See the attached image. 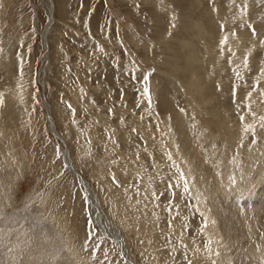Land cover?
<instances>
[{
    "label": "rangeland",
    "instance_id": "obj_1",
    "mask_svg": "<svg viewBox=\"0 0 264 264\" xmlns=\"http://www.w3.org/2000/svg\"><path fill=\"white\" fill-rule=\"evenodd\" d=\"M45 1L52 3V19ZM0 5V93L4 94L0 105V264H127L112 238L93 222L83 188L64 164L66 150L77 173L93 190L110 228L121 235L128 259L134 264H187L186 256L199 264L202 257L193 255L188 242L196 235L193 229L203 227L199 212L203 203L184 196L173 201L179 208L169 209L170 193L153 198V193H165L174 171L167 167L166 157L161 158L159 146L165 145L183 170V162L192 165L185 173L204 171L207 185L214 181V171L204 167L205 160L216 157L221 149L223 155L235 150L221 147L212 118L218 115V123L228 126L241 114L249 115L251 125L261 129L264 96L259 92L264 80L257 93L245 97L264 66V46L259 44L264 39V0H0ZM245 20L256 28L257 37L251 36ZM46 28L50 30L47 43L42 38ZM224 37L226 44H221ZM228 49L235 52L234 64L227 62ZM189 51L198 59L200 75L214 82L210 101L204 92L199 96L185 83L189 74L184 56H190ZM246 54L249 70L243 67ZM236 69L244 81L234 76ZM216 81L224 85L220 92ZM232 82L238 85L235 101ZM144 87L149 89L150 103L143 95ZM214 97L224 102L216 104ZM181 108L189 113L183 128L199 146L196 151L189 144L185 147L192 153L204 149L209 155L202 152L196 165L181 147L178 151L180 144L169 143L165 133L175 132L177 122L174 125L170 112ZM48 112L59 137L48 128ZM247 135L240 134L241 141L251 142V134ZM144 148L153 154L151 158ZM113 175L119 186L113 183ZM231 199L227 206L218 205V211L230 206L226 212L230 216V208L239 206ZM242 199L241 204L264 205L260 198L252 203ZM186 202L195 207L185 209ZM262 220L264 228V214ZM88 232L102 245L95 260L83 250ZM256 237L260 241L264 234ZM238 251L233 254L241 264Z\"/></svg>",
    "mask_w": 264,
    "mask_h": 264
},
{
    "label": "bare ground",
    "instance_id": "obj_2",
    "mask_svg": "<svg viewBox=\"0 0 264 264\" xmlns=\"http://www.w3.org/2000/svg\"><path fill=\"white\" fill-rule=\"evenodd\" d=\"M44 4L48 9L49 19H52V11H53L52 3L50 1H45ZM212 22H213V19H212ZM210 24H212V23H210ZM48 31H50V30H48V28H46L45 31L42 32L43 41L46 43H47ZM45 45L46 44H44V46ZM184 45H185L184 47L188 46L187 44H184ZM190 46H192V45H190ZM190 46L188 47V50H189ZM182 48H183V46H182ZM191 49H192V47H191ZM184 50H186V49H184ZM193 51H194V49H193ZM193 51H191V52L189 51L190 56H187L186 58L184 56V55H186V53H183L185 61L183 59L179 58L185 62L184 69L186 68V70H187L186 72H188V74H189L187 76V81H185V83L187 84L188 87L193 88L196 91H198L199 96H200V93L202 94L204 92L203 93V94H205L204 96L207 99H209V101H210L212 94H213V90H214V82L212 84H210V80L208 78H206L207 76L203 77L202 75H200L199 67L197 64L198 59L195 58L196 55L193 53ZM47 53H48V50H47ZM187 53H188V51H187ZM45 54H44V56H46ZM179 57H181V56L179 55ZM184 62L182 64L183 66H184ZM219 64H220V62H219ZM216 67H217V65H216ZM182 68H181V71L182 70L184 71V69H182ZM186 72H184V73H186ZM217 84L222 86V87L219 86V89L217 90V92H218L220 90V88H223L224 85H223V83H220V82L219 83L217 82ZM216 88H218V87H216ZM225 92H227V91H225ZM208 95H210V96H208ZM42 96H43V92H42ZM221 96H223V95H221ZM11 97H12V95H11ZM13 98H14V96L12 97V99ZM213 99L217 101L216 104H218L219 102H224V98L216 99V97H214V98H212V100ZM211 104L214 106L215 103L213 101H211ZM216 104H215V106H216ZM253 105H254V103L252 104V106ZM249 107H250V105H249ZM48 108L49 107L47 106V110H48ZM252 109H253V107H252ZM187 111H188V109H187ZM222 111L225 112L226 110H222ZM249 111L251 112V109ZM170 113H171V118L173 117V119H172L173 123L177 122V124L175 125V123H174L175 132L173 131V133L172 132L167 133L165 131V133L168 135L167 139H170L169 140V141H171V142H169L170 144L171 143L180 144V147L183 149V151L185 153L187 152L188 159H187V157H186V159L188 161H193L194 165H196V163L198 162V158L201 157L202 152H203V155L204 154L206 155L207 151H205L204 149L201 150L199 148L200 153H197V152L192 153V151L190 150L191 148L187 149L185 147V145H187V144H189L194 149L199 147L198 144L196 145L195 141H190V138L188 136V134H190V132L189 133L187 132L188 133L187 134L185 132L186 129H184L183 125H182V123L185 121V120L183 121V119L184 118L186 119L188 117L187 114L189 115V113L186 114V112L184 111V114H186V115H184L183 113H180L179 111H173V110ZM215 113H217V112H215ZM250 115H252V114H250ZM47 116H48L47 124H48L49 130L52 133H54L55 135H58L54 121H53L52 117L50 116L49 112H48ZM185 116H187V117H185ZM223 116H224V114H223ZM212 117H214V115ZM194 119H195V117H194ZM212 119H213V124L215 127L213 130H215V132H216V137L220 138L221 145H222L221 147L225 149V147L227 148V146H228L229 148H231V149L234 148L235 150H232L229 153V155H223L224 153H223V150L221 149V152H218L216 157H210V158H207L206 160L204 159L205 163H206L205 166H204L205 163L204 164L202 163L204 161L201 162L202 163L201 166L203 165L205 168L207 166L208 169L214 171V181L209 182L207 185H205V180H206L207 175L204 174V171L201 174L196 172V175H195V173H193V171H191V173H190V180L192 177L195 178L192 181L194 183V187H192V194H193L192 197H199L200 200L199 199L196 200L197 203H199V204L203 203L202 204L203 208H202V210L199 209L200 210L199 212L203 213L202 224L204 225V220H205V218H207L208 226H207V228L204 229L203 232L201 230L197 231V230L193 229L194 232H196V235H195V237L192 238V240L190 239L191 242H188V247H190L193 255L196 256V258L202 257L201 258L202 261L199 262V264H211V260H213V259L216 260V264H240V262L238 263L239 259L237 260L234 258L235 254H233V252L236 250L241 251L244 247H246L245 248L246 250H244L243 252L242 251L240 252V253H242L241 261L243 264H264V238H262V240L258 241V238L256 237L260 234H264V228L261 227V224L263 222V220H262L263 214H264V205L262 204L263 201L259 203V204H262L260 206H257L258 203L255 205L254 204H252V205L248 204V202L246 203L247 205L241 204V201H240V199H242V198H244L242 200H246L249 202L253 201L254 200L253 198H257V199L260 198L261 200H264V129L256 130V138L258 137L260 140H258V138H257V142L255 144H252V142H247L248 140H246V142H243V141H241V138H240V134H243V136H245V138L248 136L247 135L248 133H245L243 131V129H244L245 125H251L252 119H250L249 115H245L244 124H242L240 122V119H239L237 121L234 120L233 122L229 123L228 126H226L223 122L220 124L218 123L221 120V119L219 120L218 115L216 116V118H212ZM212 119H210V120H212ZM233 119L234 118H232V120ZM206 123L208 126L210 125L209 122H206ZM185 127L187 128V126H185ZM200 130H201V128H200ZM199 131H198V133H199ZM205 135H207V134L205 133ZM58 137H59V135H58ZM202 138H201V140H202ZM218 138H214L213 140L218 143V141H217ZM218 145H220V144H218ZM227 150H229V149H227ZM195 151H196V149H195ZM226 154H228V152ZM179 155H181V154H179ZM184 157H185V155H184ZM203 157H205V156H203ZM63 160H64V164L66 165L67 169L77 177L78 183L83 188L85 200L87 201V204H88L87 206H88V209L91 213V217L93 219V222L98 226V228L100 229L101 232L106 234L108 237L112 238V241L115 242V244L117 245L116 247H118L119 252L123 254V257H124L125 261L127 262V264H134L125 255L124 244H123L124 242H123L121 235L115 234L112 231L113 229L110 228V226L106 220V217H104L102 210L98 204V201L96 200V197L93 193V190L90 188L87 181L84 178H82L79 173H77L75 166L72 163V160H71L67 150H66V152L63 153ZM201 160H202V158H201ZM155 163H158V162H155ZM182 164L185 167L184 170H186L190 166L192 167V165L190 163H184L183 162ZM188 164H190V165H188ZM195 169H198V166ZM197 171H199V170H197ZM217 173H221V175H217ZM186 174H189V171H187ZM229 176H235V178L237 180L236 186H233L230 184ZM228 197L229 198L231 197L233 199V203L239 204V206L237 205V207L234 209L230 208L231 209L230 216L228 214H226V212L228 211L230 206H228L227 208H224L222 210H220V208H219V211L217 209L218 205L220 207L221 204H225V203L228 204L229 203L230 200L228 201ZM179 200H181V199H178L177 201H179ZM189 200H191V199H189ZM186 201H188V200L186 199ZM200 201H202V202L200 203ZM221 201L224 203H221ZM242 203H243V201H242ZM199 204H198V206H199V208H201ZM183 207H185V206H183ZM221 208H222V205H221ZM185 209H186V207H185ZM185 209H184V211H185ZM193 209H195V208H193ZM189 210H192V209L189 208ZM185 212L187 213V211H185ZM199 212H196V213L199 214ZM234 218L236 219L237 222L236 221L235 222L238 223V225H236V223L232 222L234 220ZM147 220H148V218H147ZM213 221H215V223H212ZM141 223H146V222L144 220V222H141ZM184 224H186V223H184ZM200 224H201V222H200ZM194 226H196V225H194ZM232 229H234L233 233H231ZM147 230H148V228H147ZM151 230H153V229H151ZM33 234H34V232H33ZM40 236H41V234H40ZM209 241H211L210 248H211L212 252H219V256H216V255L210 256L209 252L204 249V245L207 244ZM247 242H250L252 244L250 246H247L245 244ZM146 243H148V242H146ZM197 250H199V251H197ZM157 251H158V249H157ZM239 251H238V253H239ZM198 256H200V257H198ZM155 258L156 257H154V259ZM155 261L153 260V262H155ZM152 264H154V263H152ZM160 264H161V262H160ZM162 264H164V263H162Z\"/></svg>",
    "mask_w": 264,
    "mask_h": 264
},
{
    "label": "snow or ice",
    "instance_id": "obj_3",
    "mask_svg": "<svg viewBox=\"0 0 264 264\" xmlns=\"http://www.w3.org/2000/svg\"><path fill=\"white\" fill-rule=\"evenodd\" d=\"M0 7H2V5H0ZM244 8H245V11H247V5H245ZM213 10L215 11V9H213ZM244 23L246 24L247 28L251 30V36L257 37L258 33L256 31V28L253 27L252 24L247 23L246 20L244 21ZM220 28H221V30H223L225 28V25L221 24ZM231 34L235 35V29L232 30ZM227 39H228L227 37H224L223 39H221L220 43L226 44ZM259 44L261 46H264V39H260ZM228 51L231 53V55L228 57L227 62L229 64H234L235 61H233V59L231 57L235 56V52H232L231 49H228ZM262 64H264V62H262ZM243 67H244V69L249 70V55H247V54L244 55V57H243ZM17 71H19V69H17ZM257 75H258V79L253 80L252 84L250 85L251 91H249L247 93V96L245 97V99H249L252 96L253 92H256L258 89H260L261 81L264 80V66H261L259 68V72ZM234 76L241 81L245 80L244 75L238 69L234 70ZM147 80H148V74H145L144 75V82L146 83ZM217 87L219 88V85H217ZM237 88H238V85L236 83L232 82L231 83V94H232L234 101H235V98L237 95ZM143 95L145 97H148L149 103H150L151 98L149 95V89L147 87H144ZM260 95L264 96V89H260ZM3 103H4V94L0 93V105H2ZM136 107H140V106L137 105ZM237 107L239 108L240 105H237ZM69 108H71V105H69ZM245 108H249V106L244 105L243 108H241V112H243V110ZM179 111L183 113L185 110L183 108H181V109H179ZM108 112L112 113L113 109H108ZM239 119H240V122L242 124H244L245 116L243 114L240 115ZM156 127H157V130H159V125H156ZM260 128L264 129V116L260 117ZM169 131H171V128L169 129ZM243 131L245 133L251 134L252 144H255L257 142L255 127H253L252 125H245ZM131 132L137 133L138 139H141V140L143 139V136L139 135L138 130L136 128H132ZM109 139L112 140L113 143H116L114 137H109ZM176 147L179 151L180 146L176 145ZM212 147L215 149L216 145L213 144ZM159 148L161 151V158L163 159L166 157L167 167L169 169H174V171H172L171 175L168 177V182L166 183L165 193H161L160 196H156V194L153 193L152 196H153V198L160 199L162 196L170 193L171 198L168 199L169 209L179 208L180 207L179 204H174V202H173L174 199H177V198L183 199L184 196H188L189 198H191L192 197V187H194V183L192 181L195 178L192 177L190 180L191 170L189 171V174L186 175L185 171L181 168L180 164L177 163V161L173 159L172 152L167 151V148L165 145L161 144L159 146ZM143 152L147 153L149 158H151L153 155L152 153H148L147 148H144ZM136 160L137 161L140 160V153L139 152L136 153ZM185 163H187V161H185ZM217 175H221V173H217ZM112 181H113V183L117 184V186H119V182L116 180L114 175L112 176ZM229 181H230L231 185H233V186L237 185V180H236L235 176H229ZM197 199H199V197H197ZM185 207H195V205H188L187 203H185ZM169 209H165V210L167 211ZM196 210L199 211V208H196ZM201 215L203 216V213H201ZM173 219H175V217ZM212 223H215V221H213ZM168 226L170 228L173 226L172 221H168ZM207 226H208V220H207V218H205L204 225L201 228V231L203 232L204 229L207 228ZM185 227H187V226L185 225ZM141 243H142V241H141ZM210 244H211V241H209L207 244H205L204 249L209 252L210 256L211 255L219 256V252H212V250L210 248ZM185 247H187V245H185ZM97 249H101L103 251L102 245L100 243H97V238L91 232L86 233V238L83 241V250L86 252L90 251L91 252V258L93 260H95ZM197 251H199V250H197ZM104 258H105V260L107 259L106 253L104 254ZM184 259L187 261V264H193L192 260L188 259V257L185 256ZM21 264H23V261H21ZM211 264H216V260H214V259L211 260Z\"/></svg>",
    "mask_w": 264,
    "mask_h": 264
}]
</instances>
